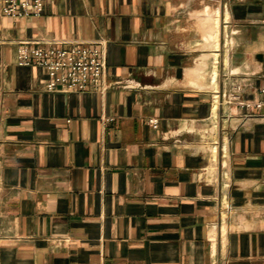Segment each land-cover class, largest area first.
Segmentation results:
<instances>
[{
	"label": "crops",
	"instance_id": "0c3cea01",
	"mask_svg": "<svg viewBox=\"0 0 264 264\" xmlns=\"http://www.w3.org/2000/svg\"><path fill=\"white\" fill-rule=\"evenodd\" d=\"M23 41H101L104 87L47 90ZM263 89L264 0L0 14V264H264Z\"/></svg>",
	"mask_w": 264,
	"mask_h": 264
},
{
	"label": "built area",
	"instance_id": "2783aa9c",
	"mask_svg": "<svg viewBox=\"0 0 264 264\" xmlns=\"http://www.w3.org/2000/svg\"><path fill=\"white\" fill-rule=\"evenodd\" d=\"M44 4L45 0H0V14L11 18L40 16ZM17 63L43 67L48 74L46 88L49 91L99 90L105 85L107 60L101 41H74L67 46L49 41L31 44L23 41L17 50ZM241 90L242 85L237 84L227 98L241 103ZM253 105L264 107V100L255 101ZM148 121L158 127L157 118Z\"/></svg>",
	"mask_w": 264,
	"mask_h": 264
},
{
	"label": "rangeland",
	"instance_id": "374dc122",
	"mask_svg": "<svg viewBox=\"0 0 264 264\" xmlns=\"http://www.w3.org/2000/svg\"><path fill=\"white\" fill-rule=\"evenodd\" d=\"M212 146H210V148H211Z\"/></svg>",
	"mask_w": 264,
	"mask_h": 264
}]
</instances>
